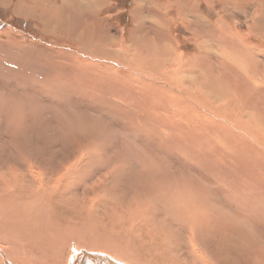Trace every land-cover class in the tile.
I'll return each instance as SVG.
<instances>
[{"label":"rangeland","instance_id":"374dc122","mask_svg":"<svg viewBox=\"0 0 264 264\" xmlns=\"http://www.w3.org/2000/svg\"><path fill=\"white\" fill-rule=\"evenodd\" d=\"M95 1L0 0L6 258L264 264V0Z\"/></svg>","mask_w":264,"mask_h":264},{"label":"bare ground","instance_id":"6f19581e","mask_svg":"<svg viewBox=\"0 0 264 264\" xmlns=\"http://www.w3.org/2000/svg\"><path fill=\"white\" fill-rule=\"evenodd\" d=\"M86 1V0H85ZM94 1V0H93ZM236 2H238L239 3V0H235ZM81 2V1H80ZM79 2V3H80ZM95 2H97L99 5H100V3H101V0H97V1H95ZM105 2L107 3L108 2V0H105ZM140 2V1H139ZM154 2V1H153ZM76 3H78L77 1H76ZM75 3V4H76ZM91 3V2H90ZM80 5H82V3L80 4ZM98 5V6H99ZM102 5V4H101ZM85 6H87V5H85ZM84 6V7H85ZM98 6H97V8H98ZM89 7H93V6H89ZM101 7V6H100ZM81 8V7H80ZM95 8V7H94ZM103 8H104V6H103ZM103 8H101L102 10H103ZM146 9L145 10H148L147 9V7H145ZM150 9L149 10H151V13H152V16L154 17V16H158L159 17V19H158V17H156L157 19H158V21H159V23H160V21H162V22H164V25H166L168 22H170V24H171V20H167L166 19V16H164V15H162L163 13H162V11L160 10L161 9V5L159 4V0H156V2L153 4V6H151V7H149ZM82 9V8H81ZM80 9V10H81ZM75 10V9H74ZM73 11V10H72ZM71 11V12H72ZM76 12V11H75ZM147 12V11H146ZM142 13V12H141ZM159 13H162L161 14V16H159ZM95 16V15H94ZM70 17V16H69ZM90 17V16H89ZM61 18V17H60ZM91 20H93V19H91ZM63 22V21H62ZM55 30V29H54ZM96 33H97V31H95ZM111 41V40H110ZM159 46V45H158ZM174 49V48H173ZM110 50V49H109ZM95 52V51H94ZM230 53V52H229ZM233 53V52H232ZM230 55V54H229ZM128 57V56H127ZM263 85V84H262ZM155 86V85H154ZM176 86V85H175ZM156 87V86H155ZM158 88V87H157ZM248 91H249V89H248ZM162 92V91H161ZM245 95V94H244ZM254 96V95H253ZM2 97V96H1ZM248 98V97H247ZM1 99V98H0ZM246 99V98H245ZM6 100V99H5ZM205 100V99H204ZM246 102V101H245ZM206 103H209V102H206ZM251 103V102H250ZM211 113V112H210ZM209 113V114H210ZM199 114H202V113H199ZM203 116V115H202ZM169 117V116H168ZM246 119H247V121L244 123V124H241L242 126H241V128H243V129H248V128H245V127H247V125H245V124H250L251 125V119H253V116L251 115V116H248V115H246ZM262 121V120H261ZM239 125V124H238ZM250 129V128H249ZM246 132V131H245ZM248 132H251V131H248ZM263 132H264V127H263ZM252 134V133H251ZM253 135V134H252ZM251 136V135H250ZM257 137V136H256ZM234 137H232V139H233ZM256 140V139H255ZM229 141H231V140H228V142ZM233 141V140H232ZM237 142V141H236ZM233 143H235V142H233ZM258 143V142H257ZM227 144V143H226ZM259 144H261V142L259 143ZM238 146V145H237ZM260 147L262 148L261 150H260V154L262 155H264V144H261L260 145ZM230 148V147H229ZM233 148V147H232ZM239 148V147H238ZM231 149V148H230ZM234 149V148H233ZM239 150V149H238ZM239 152V151H238ZM248 153V152H247ZM242 154V153H241ZM246 154V153H245ZM239 155V154H238ZM262 155V156H263ZM250 156V155H249ZM243 157V156H242ZM250 158H252V157H250ZM263 158H264V156H263ZM237 159V158H236ZM252 159H254V158H252ZM34 185H35V183H34ZM33 185V186H34ZM1 186V188H3L4 190H2L1 188H0V190H2L3 192H0V203L1 202H4V205H7L8 207H10V211L12 212V209H11V207H13L16 203H19V204H21L24 208H26V209H28V206H29V204L32 202V198H33V195L34 194H31V195H28L27 196V200H25V199H23L24 198V196H23V194H22V190H23V187H22V184L20 185V186H18V187H16V188H14L13 190H11L9 193L7 192V193H5V191H6V188H7V184H4V186H2V185H0ZM44 191L45 190H43V189H40L37 193H41V194H44ZM0 208H1V206H0ZM8 232H9V230H5V229H3L2 228V233L0 234L1 236H4V237H7L8 236ZM7 244H9V243H7ZM77 245V244H76ZM12 248V247H11ZM105 248H113V249H116L117 247H116V245L115 246H112V245H110L109 243H107V242H98V241H93L92 242V249H95V250H100V249H105ZM126 248H127V246L126 247H123L122 249L126 252ZM80 250V249H79ZM258 250V249H257ZM248 251V250H247ZM198 253V252H197ZM86 254V253H85ZM84 254V255H85ZM241 254H242V252H241ZM245 254V253H244ZM253 254V253H252ZM256 254V253H255ZM262 254V253H261ZM75 255V254H74ZM93 255V254H92ZM246 255H248V254H246ZM264 255V254H263ZM91 256V255H90ZM245 256V255H244ZM261 256V255H260ZM2 257V258H1ZM105 257L106 256H103V255H98L97 254V256H95V257H91L92 258V261H94V263L95 264H112V261L110 260V257L108 258V257H106V260H105ZM214 258V257H213ZM263 258V257H262ZM261 258V259H262ZM11 259H13V258H11ZM126 259H128V258H126ZM264 259V258H263ZM78 262H76V261ZM70 259V263L69 264H83V262H81V263H79V261L80 260H83L82 258L81 259ZM89 260V259H88ZM87 260V261H88ZM115 261V260H114ZM251 261V260H250ZM123 264H124V262L123 261H121ZM126 262V264H138V263H135V262H133V261H130L129 262V259H128V261L126 260L125 261ZM204 263L203 264H206V262L205 261H203ZM262 262H264V260L262 261ZM93 263V264H94ZM0 264H59V263H57V262H52V263H50V262H45V261H40V260H38V259H33V260H31V259H29L27 256H20V257H18V258H16L15 260H10L8 257L6 258V255H5V252L0 248ZM86 264H92L91 262H87ZM115 264V263H114ZM119 264H121L120 262H119ZM217 264V263H216Z\"/></svg>","mask_w":264,"mask_h":264}]
</instances>
